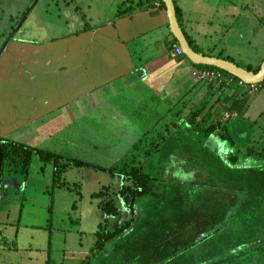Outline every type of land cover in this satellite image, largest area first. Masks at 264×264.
<instances>
[{"label": "crops", "instance_id": "crops-1", "mask_svg": "<svg viewBox=\"0 0 264 264\" xmlns=\"http://www.w3.org/2000/svg\"><path fill=\"white\" fill-rule=\"evenodd\" d=\"M48 1L56 15L51 20L49 9L41 16L42 20L38 21L42 33L33 29V33L25 34L26 26L36 21L40 0H34L33 6L25 5L17 13L2 15L8 23L0 28V36L5 34L9 41L0 49V66L8 81L15 79L21 83V96L28 98L30 106V111L21 106V110L10 112L20 113L22 120L29 117L38 120L36 128H30L31 121L28 126L38 139H59L71 127L79 132L85 123L79 126L78 117L89 118L92 111L99 113V125L120 126L124 134L135 127L145 131L155 126L161 128L164 120L159 118L174 115L180 120L177 125L174 120L165 126L182 127L185 118H178L177 114L188 116L193 112L194 108H189L196 107L193 101L197 111H204L203 117L212 114L210 123L219 115L218 123L227 126L232 142L204 134L197 136L206 139L203 143L207 151L226 173L221 177L216 174L215 178L209 174L201 180L210 184V188L200 205L181 206L190 223L180 220L181 227H174L183 230L171 232L170 237L153 238L144 232L135 236L142 235L152 244L169 247L171 251L159 257L168 264H174L177 259L184 261L183 258L187 264H198L197 260L199 264H264V86L256 92L250 86L238 85L236 79L228 88L196 82L193 75L199 70L195 64L187 57L173 56L174 45L179 43L174 41L166 8L156 6L160 2L152 5L150 0H110L108 4L101 0ZM187 1L197 4L193 11L186 0L179 5L175 0L174 3L181 11L182 19L178 21L193 50L245 69L261 67L264 0H260L259 6L253 0ZM103 5L108 6L100 8ZM127 9L134 11L119 17ZM21 36L33 39L25 40ZM111 110L118 119L112 118ZM11 119L0 120L1 127L7 128H1L5 133L22 125H15L18 120ZM151 218L145 223L150 226L149 233H154ZM167 222L174 224L178 219L173 217ZM31 227L26 225L24 229ZM19 233L20 229L14 241L7 239L5 244L9 248L0 243L3 264H6L5 250L22 256L21 263L9 259V264H51L52 229L46 250L37 247L34 240L21 247ZM177 245L182 251L178 249L174 253ZM214 245L223 246V251L217 252ZM42 253L46 255L45 261L38 257ZM70 255L69 264L89 262L85 260L87 256ZM126 256L134 259L129 252ZM111 258L109 253L105 254L106 261Z\"/></svg>", "mask_w": 264, "mask_h": 264}, {"label": "rangeland", "instance_id": "rangeland-1", "mask_svg": "<svg viewBox=\"0 0 264 264\" xmlns=\"http://www.w3.org/2000/svg\"><path fill=\"white\" fill-rule=\"evenodd\" d=\"M33 1L0 0V28L2 29L3 25L8 23L7 20L6 22H4V16L2 15L6 13H17L21 11V9L25 5L30 4ZM101 1L107 2V4L108 2H111L110 0ZM175 1H177L179 5L182 0ZM259 2L260 0L252 1V3H256L258 6ZM186 3L190 4V8L192 11L197 6V4L192 1L186 0ZM40 4L41 5H38L36 8V21L30 20V22H33L26 26L25 34H29L31 32L33 33V29L38 31L37 33L43 32V28L39 27L38 20L41 21V16L43 14H46L47 11H50L53 7L51 4L49 5L48 0H40ZM31 6H33V3ZM105 6L108 5H103L100 8H104ZM111 7L113 6L111 5ZM200 11L203 12V8H201ZM113 13L114 12L111 11L110 15L112 16ZM55 15L56 11L51 10V20ZM57 19H59L58 16ZM181 19L182 14L180 16V20ZM243 23H245L244 20ZM36 24L38 27L36 26ZM21 37H24L23 39L25 40L33 39L32 37ZM6 39L7 36H5V34L0 36V49L3 47L1 50L4 49V42ZM261 44L264 46V40ZM2 71L3 69L0 66V72ZM4 73L5 72L0 73V120L1 122H3L2 120L6 118H12L11 120L17 119L18 121L15 125H20L21 123L22 125L15 126L16 129H13L11 130V132L6 133L5 131L1 130V128H3L4 130L7 128L5 126L1 127L0 125V138L7 140L0 141V149L2 143L8 146L21 143L29 145L31 147L33 146L39 149L55 152L59 155L62 154L65 158H69L70 160H83V162H89V164L97 167H102L105 170H99L92 167H77L74 166L72 162H70V165H68V167L66 166L67 168H65L60 165V163L64 164L65 161H59L58 163H44L39 159L38 156H34L31 165V172L29 175L7 173L3 175L2 178L0 177V243L9 248V246L5 244L8 243L7 239L8 241H14L15 234L17 230L20 229L18 239L21 247H23L22 245H26L28 240H34L37 247H42L43 250H46L48 245V233L52 229L54 238L51 241V264H60L61 262L62 264H69L68 258L71 257L70 254L72 253L75 254V257L78 258L87 256L88 258L86 257L85 260H89L91 257V251L96 244V236L94 233L96 230H98L97 226L99 221H102V219L105 218L107 222L104 223L105 220L102 221V224H105L103 225L105 226V229L107 231H114L116 228L122 227L130 220V213L128 212L129 210L125 207L124 200L119 194L121 188L124 185L127 186L128 182H125L124 178L119 175L120 173H116V170L124 166L126 163H131L132 159L138 161L139 158L137 155H140L139 151L143 154L148 152L151 149V143L155 141L157 135L161 131H164L166 129L165 123L169 124L170 126L172 124L171 122L175 120V124L177 125V121L180 120L176 119V115H174V117H163L159 118L161 120H164L160 124L161 128L155 126L145 131L141 130L140 127H135L132 132L124 134L121 131L120 126L118 128H112L106 125H99L100 121H97L100 115L98 112L92 111L91 113L89 112V118L82 116L78 117L79 120L81 119L79 121V126L81 125V122L85 123L81 128H79V132H75V129L71 127L72 129L66 134L61 135L60 133L61 136H59V139L48 137L38 139L37 134L34 136V133H32L30 129L36 128L38 120H34V118L31 117H29V119L22 120L20 113L19 115H17L12 114L14 112H10L13 109H15L16 111V108L21 110V106H23L26 111H30V106L29 102L27 101L28 98L23 99L21 96V83L13 79L11 74H9V76L12 77L13 80L8 81ZM198 75L199 73L193 75V78H195L196 82L199 81ZM218 87L228 88L230 87V85H218L216 88ZM193 104L196 107L189 108L190 110L194 108V111H190L188 116H182L180 118H190L196 113L197 105L194 101ZM12 106H14V108H12ZM102 108L103 106H101L100 110H102ZM219 113H221V111H219ZM112 115L115 114L114 111L111 110V116ZM112 118L118 119V117L116 116H112ZM218 118L219 115L218 117H214L210 125L218 124ZM30 121L31 126L29 128L28 126L30 125ZM218 126L219 130H221L222 128H220V125ZM7 127L10 128L9 126ZM189 129L190 128H186L184 124L182 125L180 130L175 131V136L170 137V139H172L171 145L177 144V147H180L181 151L186 152L189 146L196 149L197 145L199 146V141L205 142V138H201V136H194V133L190 132ZM42 131L44 135L48 134L46 129H43ZM144 139L145 141L142 142V140ZM139 141H141V143H139ZM135 144H137L136 146L140 148V150H137L136 152H134ZM165 146L166 144H164L163 148ZM66 152L69 153L66 154ZM208 154L210 155L208 163L210 165V176L215 178L214 176H216L217 174L218 177H221L226 173L222 169V164L218 163L217 165L215 162V158L212 157L209 151ZM2 156V152L0 151V160L3 159ZM158 158V156H155L154 159H148L145 161V164L151 165V168L149 167L148 171H150L151 175L155 177L157 175H161L163 169V165L158 162ZM129 159L131 160L129 161ZM156 162H158L157 167L160 168L159 170L154 169V164H156ZM152 163L154 164L152 165ZM57 165L61 167L59 171L56 170ZM112 169H114V171H112ZM157 170L160 172H158ZM227 176H229V173H227ZM183 179H186L185 181L187 184L184 183L182 191L179 188L171 187L170 192L165 197L166 203L170 202V207L174 206L173 209L176 210H179V208L181 209L184 199L185 203L189 205L194 202L200 201L201 199H203V197H207L209 195L207 189L210 188V184H203V181V185L198 190H193L191 184L189 185V182L187 180L188 176H183ZM54 182H56V185H54ZM192 183L198 185V182ZM207 183H209V181H207ZM130 184L132 183H129V185ZM189 188L192 189L188 190ZM183 190L185 191L184 193H189V195L184 199L182 193ZM101 193H104L102 199L100 197L98 199L93 198L94 194ZM105 194H110L109 200H111L109 201L107 199L105 201H109L110 204H113V202H115V204L119 205V207L117 205L116 206L119 209L120 215H107V218L102 211L98 210L97 206L100 201H103V198H107ZM112 198L115 199V201H113ZM160 205L164 206V204L162 203ZM155 210L156 212L154 218H151V220H149L151 226L154 228V233H148L150 237H170L171 232L177 233L183 230L181 228L172 226L170 222L168 223L167 220L165 221L162 215L158 216V207H156ZM81 214L82 217H80ZM177 214L179 213L177 212ZM159 217H161V220ZM175 217L178 219L180 218L179 215ZM71 218L72 220H70ZM174 224H178V222ZM26 225H30L33 227L28 228L25 231L24 228ZM50 226L51 228H49ZM172 227L174 228L171 229ZM141 236H132L131 245L129 247L125 246V244L122 246L120 244L116 247V249H118L119 251H125L124 253L126 254H128V252L131 253V256L134 257L135 261V263L133 264H158L162 261V259L159 257H164L167 252L171 251L169 247L152 244L149 242V238H144ZM40 240H43L46 243H38L40 242ZM124 243H126V239L124 240ZM184 247L187 248L189 246L184 245ZM215 247H217V252L223 251V246ZM113 248L114 246L111 247V249ZM180 248L181 246L179 245L175 246L174 253H176ZM111 249L108 248L107 250H105V253H109L110 255V253H112ZM9 251L10 250H5L4 253V256H6L4 258L6 264H9V259H11L12 261L18 260L21 263L22 256L18 257L14 253L10 254ZM178 251L181 252L182 250L180 249ZM93 256H95L96 264H122V262L125 260V256L120 253L117 257L115 256L108 261H106V259L101 260L102 257H100L98 254H93ZM38 257L43 261L46 260V255H44V253L39 254ZM183 259L185 261V258ZM131 261L132 260L128 259L126 256L125 264H130ZM184 261H180L177 259L174 261V264H187ZM197 262L200 263L199 260H197ZM0 264H3V262L0 261Z\"/></svg>", "mask_w": 264, "mask_h": 264}, {"label": "trees", "instance_id": "trees-1", "mask_svg": "<svg viewBox=\"0 0 264 264\" xmlns=\"http://www.w3.org/2000/svg\"><path fill=\"white\" fill-rule=\"evenodd\" d=\"M150 1L151 3L149 4L153 5L155 2H160V4L165 7L162 0H150ZM142 7L143 4H141L140 8ZM132 11L134 10L133 9L124 10L120 12L119 17L128 15ZM176 11L178 18L180 19L181 11L178 7H176ZM6 41H9V38L5 40V42ZM174 41L177 43L176 39ZM182 57H186L185 54L182 55ZM195 67L198 68L199 73L219 71L224 76H227L229 78H234L239 81L238 78L214 67H210L206 65H197V64H195ZM251 69L252 68H247L248 71H253L255 73H257L260 70V68L256 70H251ZM210 85L212 86L219 84L214 83ZM255 86L258 88L259 91L262 90L264 83ZM203 112H204L203 110L196 111V113L192 115L190 118L187 117L183 119L184 120L183 123L186 124V128L189 127L190 128L189 131L193 132L194 136L204 134L208 136H214L221 141L227 140L232 142L233 138L229 135L227 126L222 123H218L216 125L215 124L209 125L210 120L212 118V114L209 116L201 117L203 116ZM177 117L178 118L182 117V114L181 115L178 114ZM218 125H220V128H222L221 131L219 130ZM177 127L176 128L166 127L164 131H161L157 135L155 141L151 143V149L148 152L143 154L142 152L139 151L140 155H137L139 158L138 161L132 159L131 163H126L124 166L116 170V173L119 172L120 173L119 175H121V177L124 178V181L128 182V185L126 184L127 186L124 185L121 188L119 194L124 200L125 207L129 210L128 212L130 213L129 214L130 220L127 223H125L122 227L116 228L114 231H106L105 226H103L105 224L102 223L100 224L97 232L95 233L96 244L92 249V252L94 255L98 254L100 257H102L101 260L105 258V254H106L105 250H107L108 248L111 249V247L113 246H114L113 249L115 250L111 249L112 253H110L109 258L111 257L114 258L115 256L117 257L119 253L125 256L126 255V253H124L125 251L122 250L119 251L118 249H116V247L120 245L121 242L124 243L125 239H126V243L124 244L125 246L129 247L131 245L132 236L135 237L136 233L138 234L139 232L141 233L144 232L145 236H149L148 233L150 226H148L145 222L148 221V218L150 217L154 218L156 207L159 208V210H157L158 216L162 215L163 218L165 219L167 218L170 219L179 215L180 218L179 219L177 218L179 220L178 224H172L173 226L181 227L183 223H181L180 220H183V222L186 223H190L189 215L184 212H180L181 211L180 208L179 211L174 210L173 212V208L171 209L170 207L171 206L170 202L166 203L165 197L170 192L171 187L179 188L182 191L183 185L184 183H186L185 181L186 179H183V176L186 175L188 176L187 180L189 182V185L191 184L193 190H198V186L203 182L201 180L210 174V165L207 164L209 163L210 155L208 154L206 146L201 141H199V146L197 145L196 149L194 147L191 148L189 146L186 152L181 151L180 147H177L178 146L177 144L171 145L172 139H170V137L175 136L176 133L175 131L180 130L181 128V126H179L178 128ZM0 141H7V140L0 138ZM144 141L145 139L142 140V142ZM139 143H141V141H139ZM164 144H166V146L163 148ZM136 145L137 144H135L134 146L135 147L134 152L140 150V148L137 147ZM0 151L2 152L3 155L2 156L3 159L0 160L1 178L3 175L7 173L29 175L31 172V165L34 156L36 157L38 156L39 159L44 163H50V162L58 163L59 161L61 162L65 161L64 164L60 163V165L65 168H67L68 165H70V162H72L73 165L77 167H92L99 170H105L102 167L93 166L81 160H75V159L68 160L63 155H59L47 150L39 149L33 146L31 147L29 145L21 144V143L12 146H8L2 143ZM155 156L159 157L158 162H160L163 165V169L161 172L162 174L159 176L157 175L156 177L151 175L150 171H148L151 165L145 164L146 160L154 159ZM130 160L131 159H129V161ZM158 162H156V164L152 163V165L154 164V169H158V170L160 169L157 167ZM60 168L61 167L59 165L56 166V170L59 171ZM112 171H114V169H112ZM192 182H198L197 183L198 185H195ZM129 183L132 184L129 185ZM54 185H56V182H54ZM192 188H189L188 190H191ZM184 192L185 191L183 190L182 192L183 199L189 195L188 192L187 193ZM103 195L104 193L94 194L93 198L98 199L100 197L102 199ZM109 195L105 194L107 198H103V201H100V203L98 204L99 209L106 215L107 218L108 216L120 215L118 209L119 205L115 204V202H113V204H110L109 201L111 200H109ZM107 199L109 201H105ZM201 200L189 204L188 206H198L201 204L202 202ZM113 201H115V199H113ZM161 203L164 204V206L160 205ZM182 205H187L185 203V199ZM177 212L179 214H177ZM106 222L107 220H105L104 223ZM151 229L154 231V228L152 226ZM92 258L93 256L89 259V262L91 261L92 263H94L95 259ZM125 261L126 258L122 262V264H125L126 263ZM165 261L162 260L159 264H164ZM133 263H135L134 259H132L130 264Z\"/></svg>", "mask_w": 264, "mask_h": 264}, {"label": "water", "instance_id": "water-1", "mask_svg": "<svg viewBox=\"0 0 264 264\" xmlns=\"http://www.w3.org/2000/svg\"><path fill=\"white\" fill-rule=\"evenodd\" d=\"M162 1L167 11L171 32L175 39L178 41L185 56L193 64L206 65L225 71L247 85H261L264 83V61L260 67V70L255 73L253 71H248L245 68L239 67L230 61L219 58L206 57L193 50L186 35L183 32V29L179 24L174 0Z\"/></svg>", "mask_w": 264, "mask_h": 264}, {"label": "built area", "instance_id": "built-area-1", "mask_svg": "<svg viewBox=\"0 0 264 264\" xmlns=\"http://www.w3.org/2000/svg\"><path fill=\"white\" fill-rule=\"evenodd\" d=\"M157 8H160L162 5L159 3L156 5ZM174 51H173V56L174 57H179L184 55V52L182 48L180 47L179 44L174 45ZM198 80L199 81H206L208 84H219V85H232L235 83L234 78H226L221 72L219 71H210V72H203L199 73L198 75ZM238 85L240 86H250L251 90L258 91V88L255 85H247L241 80L236 81Z\"/></svg>", "mask_w": 264, "mask_h": 264}]
</instances>
